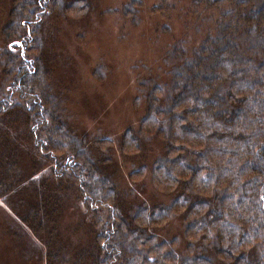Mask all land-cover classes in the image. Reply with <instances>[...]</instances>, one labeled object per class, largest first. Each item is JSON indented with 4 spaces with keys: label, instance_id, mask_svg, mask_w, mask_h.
Masks as SVG:
<instances>
[{
    "label": "trees",
    "instance_id": "trees-1",
    "mask_svg": "<svg viewBox=\"0 0 264 264\" xmlns=\"http://www.w3.org/2000/svg\"><path fill=\"white\" fill-rule=\"evenodd\" d=\"M40 1L27 0L26 9L32 5L39 6ZM250 4L249 0L240 1L242 6ZM245 11L238 9L226 14L219 22L220 33L206 38L191 56L182 52L178 64L171 71L172 83L164 102H160L159 96L150 95L149 113L166 114V118L162 116V122L155 124L150 133L162 137L166 145L149 166L150 170L143 165L132 175L149 172L151 181L160 187V192L172 195L171 203L167 205L153 199L138 200L124 211L119 205L121 182H116L101 164L108 163L110 159L95 161L90 154L87 160L83 158L87 138L73 135L57 115L53 98L55 91L48 80L49 69L42 65L39 66L41 74H33L35 67L42 63L40 57L37 60L34 57L32 61L27 55L19 54L25 69L18 65L15 56L9 58L10 71L6 78L11 81V89L24 82V87L27 85L29 90L40 93V99L47 108L44 110L41 101L38 104L39 98L34 101L36 107L26 106L22 97L14 98L12 93L0 103V199L4 202L9 200L10 204L12 201L18 203L16 207L10 205L17 221H12L11 217L9 220L20 230L18 238L21 240L15 239L20 246L25 242L32 245L22 237L27 232L35 246L47 254L52 243H56L58 229H64L57 225L65 210L66 214L71 212V209L63 208L64 199L71 196L76 200V204L70 203L74 214L83 216L84 225L89 221L93 242V249L82 251L74 264H86L89 254L93 264H107L109 255L103 250L102 239L103 231L107 234V229L115 231L110 244L117 247V254L108 264H260L261 256L264 258V0ZM39 12H34V21ZM240 15L245 17V28L252 33L247 42H237L232 36H237L232 29L233 26L240 28L235 24ZM26 29L29 31L26 30L23 37L30 40L31 28ZM33 33L35 39L40 35L36 28H33ZM203 51L209 54L200 56ZM156 89L160 90V87ZM180 99L184 101L176 107ZM8 103L16 104L9 107ZM28 107L30 110L33 108L32 114L27 111ZM17 109L26 115L25 119L15 121L12 111ZM47 116L52 123H42L43 135L37 134L36 130ZM174 122L176 134L173 128L168 129ZM163 127L167 128L165 133ZM128 134L131 135L130 141H138V135L132 129ZM175 141L193 149L176 151L173 149ZM67 143L72 148L74 144L81 148L71 149L72 154L69 155L75 157L76 160L72 161L80 163L78 158L81 159L83 164H78V168H85L80 174L76 173V179L63 169L59 173L54 171L56 154L62 159L61 164L69 159L68 153L57 152L58 146L64 147L62 145ZM119 151L130 154V149ZM132 151H135L133 154L140 151L139 145ZM177 162L181 168L179 171L175 168ZM43 167H47V177L34 178ZM193 174L198 176L196 183L193 182ZM79 178L84 179V183ZM58 185L62 186L63 196ZM26 196L34 200V205L28 209L23 198L28 201L30 197ZM102 200L107 201L103 207L108 213L106 217H101L103 208L95 203ZM204 207L203 213L198 211ZM168 213L170 217H167ZM113 214L115 223L111 221ZM175 215L183 218L184 237L188 242L201 240L205 242L203 246L211 245L209 252L215 254L216 260L203 247L195 253L186 252L188 249L182 252L183 245L179 247L178 238L170 237L176 228L167 226ZM210 215L219 218V224L213 227L215 229L206 223L211 222L208 219ZM72 224L71 220L69 230L73 229ZM166 226L169 227L165 232L168 235L160 236L158 231ZM239 231L245 237L258 233L259 237L263 236L260 238L262 241L245 244V248L234 253L239 241L238 235H232ZM254 248L259 253L252 251ZM235 257H239V263L235 262ZM49 260L46 258V264Z\"/></svg>",
    "mask_w": 264,
    "mask_h": 264
},
{
    "label": "rangeland",
    "instance_id": "rangeland-1",
    "mask_svg": "<svg viewBox=\"0 0 264 264\" xmlns=\"http://www.w3.org/2000/svg\"><path fill=\"white\" fill-rule=\"evenodd\" d=\"M240 1L47 0L45 2L41 0L39 6L32 5L26 9L27 0H17V2L0 0V103L12 93L14 98L22 97L26 106L36 107L37 103L34 104V101L39 98L38 104L41 101L44 110H47L37 90H29L27 85L24 87V82L20 87L11 89V81L6 78L10 71L7 62L12 56L17 58L21 67L23 66L19 54L27 55L32 61L34 57L36 60L40 57L42 63L38 67H35L37 63L34 64L33 74H41L39 66L42 65L49 69L48 80L55 91L53 98L57 115L72 130L73 135L75 133L81 139L87 138L88 148L83 146L85 150L82 149L83 158L87 160L86 157L90 154L95 161L99 158L110 159L108 163L101 162V164L116 182H121L119 205L123 210L127 211L129 206L138 200L153 199L166 205L170 204L172 195L161 193L160 187L155 186L151 181L149 172L132 175L143 165L148 166L150 170L149 166L157 156L161 155L160 152L166 145L162 137L150 133V129H154L155 124L162 122L160 119L162 116L166 118L165 113L152 115L149 113L151 111L148 107L152 100L150 95L159 96L160 102H164L172 83L171 71L178 64L182 52L191 56L198 51L206 38L216 37L220 33L219 22L226 14L238 9L247 11L252 5L260 2V0H249L251 3L249 6H242ZM30 10L33 11L32 14ZM38 11L40 12L34 21L33 14ZM245 23V17L240 15L235 23L240 28L233 26L232 31L237 33V36L234 34L232 36L237 42L244 40L247 42L252 35L245 28ZM26 27L31 28L30 40H25L23 37L26 35ZM33 28L40 31L36 39L33 36ZM36 48L39 50H35ZM207 54L208 51H203L200 56ZM158 86L160 90L156 89ZM183 101L180 99V103L175 106H179ZM14 104L16 103L11 105L8 103V106L12 107ZM27 111L31 113L33 108L30 110L28 107ZM21 112L19 109L12 111L15 121L25 119L26 115ZM42 123L50 125L52 122L47 116V120L41 122L39 129L36 130L37 134L43 135ZM175 126L176 122L168 129L173 128L176 134ZM129 129L137 133V142L130 141ZM166 129L163 127L164 133ZM138 145L140 151L133 154L135 151L132 150L137 149ZM62 146L64 147L58 146L57 152L64 151L65 155L68 153L69 159L65 160V164H61L62 159L55 153L57 156L54 171L59 173L63 169L76 179L78 177L76 173L80 174L85 168L82 166L78 168V164H83L81 159L78 158L80 162L78 163L72 161L76 159L69 155L72 154L71 149L81 148H78L77 144L72 148L70 143ZM119 149H130V154H121ZM173 149L190 151L193 148L175 141ZM178 164L177 162L176 171L181 170ZM39 171L41 172L34 175V178L47 177V167ZM80 178L79 180L84 183V179ZM192 179L196 183L198 176L193 174ZM57 188L62 195V186L58 185ZM31 191L34 193V190ZM26 197H30L28 201L23 198L24 206L28 209L34 205V200L31 196ZM81 198L84 199L82 194ZM72 199L71 196L64 199L63 208L67 207L71 212L66 214L65 210L57 225L58 228L60 226L64 229H58L56 243H52L51 250H48L47 254L41 251L39 246H35L32 237L26 231L22 237H26L32 245L25 242L20 246L19 241L15 240H21L18 238L20 230H17L9 220L11 217L12 221H17L10 205L16 207L18 203L10 201V204L9 200L5 203L0 199V264H46V258L50 259L49 264H74L82 251L92 250L93 242L90 238L92 229H89V221L84 225L83 216L78 217L74 214L70 203L76 204V200ZM236 201L240 202V199ZM95 203L103 208L107 201H95ZM21 207L23 208L22 205ZM205 209V207L200 208L198 211L203 213ZM116 213L118 215L117 210ZM107 214L104 208L100 211L101 217H106ZM167 217H170L169 213ZM208 219L211 222L206 221V223L212 228L219 224V218L215 215H210ZM71 220L73 229L69 230ZM115 220L116 216L113 214L111 221L115 223ZM68 226L69 228L65 229ZM167 226L176 228L170 237L178 238L179 247L183 245L182 252L188 249L186 252L195 253L203 247L206 253L216 260L215 254L209 252L211 245L203 246L205 242L201 240L190 243L184 237L181 215L173 216ZM167 226L158 231L160 236L169 230ZM104 232L105 230L102 236L103 250L109 255L108 264L113 255L117 254V247L110 244L114 235L112 232L115 231L107 229V234ZM237 235L239 242L234 253L245 248V244L254 243L256 240L261 242L260 238L263 237L262 235L259 237L258 233L245 237L240 231L232 237ZM252 251L259 253L256 248ZM86 257L89 258L86 264H93L94 260L90 258V254ZM235 262L239 263V257H235ZM260 264H264L262 256Z\"/></svg>",
    "mask_w": 264,
    "mask_h": 264
}]
</instances>
